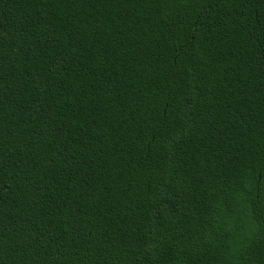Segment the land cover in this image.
Instances as JSON below:
<instances>
[{
  "label": "trees",
  "instance_id": "obj_1",
  "mask_svg": "<svg viewBox=\"0 0 264 264\" xmlns=\"http://www.w3.org/2000/svg\"><path fill=\"white\" fill-rule=\"evenodd\" d=\"M0 264H264V0H0Z\"/></svg>",
  "mask_w": 264,
  "mask_h": 264
}]
</instances>
